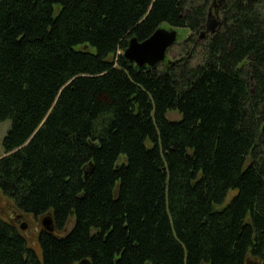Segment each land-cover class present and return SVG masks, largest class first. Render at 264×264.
<instances>
[{
  "label": "trees",
  "instance_id": "16d2710c",
  "mask_svg": "<svg viewBox=\"0 0 264 264\" xmlns=\"http://www.w3.org/2000/svg\"><path fill=\"white\" fill-rule=\"evenodd\" d=\"M212 2L0 0V192L55 229L0 219V264L264 261V0L198 41ZM163 25L183 56L124 59Z\"/></svg>",
  "mask_w": 264,
  "mask_h": 264
},
{
  "label": "water",
  "instance_id": "95a60500",
  "mask_svg": "<svg viewBox=\"0 0 264 264\" xmlns=\"http://www.w3.org/2000/svg\"><path fill=\"white\" fill-rule=\"evenodd\" d=\"M221 1V0H220ZM210 15H207L205 29L200 33L199 39L204 40L207 36L213 35L220 26L219 21H210ZM178 33L173 28H158L150 37L142 42L131 38L128 46L123 52V57L130 64H135L138 68L149 67L154 68L158 64H163L166 61L167 52L177 42ZM169 61H167L168 63ZM264 131V125L262 127ZM45 231L54 232V226L50 214L44 216L42 222ZM76 264H91L88 259H83ZM246 264H264V261L248 260Z\"/></svg>",
  "mask_w": 264,
  "mask_h": 264
},
{
  "label": "rangeland",
  "instance_id": "374dc122",
  "mask_svg": "<svg viewBox=\"0 0 264 264\" xmlns=\"http://www.w3.org/2000/svg\"><path fill=\"white\" fill-rule=\"evenodd\" d=\"M220 0H213L212 5L208 8V12L207 15L209 14V20L210 21H219L220 22V17L218 15V8H217V3ZM164 29H168L165 25L161 26ZM178 33V37H177V42L174 46H172V48L170 49L169 53L166 56V61H171L174 59H177L181 56H183V46L182 41L185 37H187V35L189 34V32L186 29H178L177 30ZM199 39V37H198ZM198 41H201L200 39ZM200 60V55L199 53L197 54V56L195 57V59L193 60L192 64L197 63ZM170 117L172 118H177L178 115L176 113H170L169 114ZM10 120H4L2 122H0V156L3 155V147H2V140L6 134V132L8 131L9 127H10ZM264 125V124H263ZM234 195V192L231 193L227 196L225 203H227L230 198ZM11 202L10 200H8L6 197L3 196V194L0 192V219L4 220L8 223H12L11 219ZM30 221V223H29ZM22 223H26L27 224V228L21 232V234L23 235V237L25 238L27 244L29 247H31L32 249H34L38 254L39 252V244H38V236H37V224L35 221L32 222V219H24L21 220L20 223H18L16 225L17 229L20 230V224Z\"/></svg>",
  "mask_w": 264,
  "mask_h": 264
},
{
  "label": "flooded vegetation",
  "instance_id": "af4514ba",
  "mask_svg": "<svg viewBox=\"0 0 264 264\" xmlns=\"http://www.w3.org/2000/svg\"><path fill=\"white\" fill-rule=\"evenodd\" d=\"M11 216H12V219H11V222L12 223H9L10 225H12L14 228L17 229L16 225L18 223H20L21 220H24V219H32V222L35 221L36 222V226H37V236L41 233V232H44L45 229H44V226L42 224V222L44 221V217H41V218H35L33 216H30V215H23L19 212H15V211H12L11 212ZM30 223V221H29ZM27 228V224L26 223H22L20 224V230H18L20 233L23 232L25 229Z\"/></svg>",
  "mask_w": 264,
  "mask_h": 264
}]
</instances>
